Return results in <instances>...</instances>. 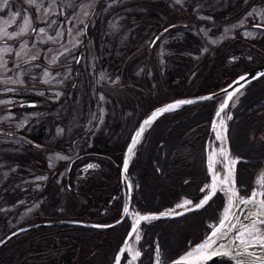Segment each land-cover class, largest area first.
<instances>
[{
  "label": "rangeland",
  "instance_id": "374dc122",
  "mask_svg": "<svg viewBox=\"0 0 264 264\" xmlns=\"http://www.w3.org/2000/svg\"><path fill=\"white\" fill-rule=\"evenodd\" d=\"M193 1L196 2L35 0L29 4L28 0H8V5L0 9V29L12 36L8 38L0 31V101H4L0 103V125H4L0 130L12 128L29 133L30 125L36 130V119L40 118L38 123H45L49 115L48 123L54 132L50 131L45 141L69 137L65 152L44 153V164L37 162L34 166L31 158L19 160L20 154L26 151L18 139L0 134V237L16 227L72 218L71 211L58 208L62 206L60 201L52 204V198L70 193L76 205L74 199L80 195L77 187L82 185L84 172L98 169L103 161L93 159L85 161L79 169L74 168L77 176L72 180L73 190L67 192L62 181L68 160L92 145H109L114 154L115 151L123 153L146 113L161 106L164 93L170 99L175 91L186 92L203 72L206 66L203 65L212 61L215 51L226 48L221 47L228 39L234 42V48L226 49L230 52L225 67H230V60H252V50L239 44L237 39L258 42L264 37V0H197L196 4ZM236 3L248 5L247 10L232 21L214 19V12ZM187 6H192L195 18L189 24ZM201 20L209 24L198 23ZM172 23L176 25L150 46L156 32ZM182 24L188 26L176 27ZM22 28L23 34L16 35ZM180 77L182 82L178 81ZM28 96L38 97L40 105L46 101L50 109L16 108ZM31 118L35 119L33 123ZM223 122V114L216 113L212 134L216 144L220 142L221 150L224 149L219 129L224 130ZM79 132L82 135L75 140L74 135ZM221 155L220 146L209 147L206 154L207 166H219L214 169L213 177L220 180L228 173L227 165L223 169ZM57 164L60 167L56 169ZM90 164L96 167L88 168ZM106 170H109L106 166L101 168L105 176ZM258 187L257 179L251 194L261 193ZM223 188L224 185L218 184L226 207L228 195ZM185 201L176 208L189 205ZM239 228H234L233 238ZM35 229L43 231L40 227ZM59 234L64 232L49 235L43 242L35 240L19 247L9 255L8 264L46 262L60 252L52 249V245L59 243ZM136 242L137 233L122 247L127 254L125 264H133L137 258L133 259Z\"/></svg>",
  "mask_w": 264,
  "mask_h": 264
},
{
  "label": "trees",
  "instance_id": "16d2710c",
  "mask_svg": "<svg viewBox=\"0 0 264 264\" xmlns=\"http://www.w3.org/2000/svg\"><path fill=\"white\" fill-rule=\"evenodd\" d=\"M196 3H198L197 0L193 1V4ZM191 8L192 6L188 8L190 12L188 11L187 15L190 19L187 21L192 20L193 22L195 20ZM247 8L248 5L245 7L239 3L228 5L217 13L214 12L213 17L218 22L232 21ZM198 23L209 24L205 20L198 21ZM237 40L239 44L252 50L251 61L234 62L230 60L229 63H232L230 67H225L226 56L234 48V42L228 39L229 42L225 45L223 43L224 46L221 47L226 48L223 51H215L212 61L203 65H206L202 69L203 72L196 76L195 82L186 92L175 91L171 95L172 98L168 99L164 93L166 89H162L165 98H162L161 106L176 99H191L194 103L183 104L174 111L160 114L145 129L138 143L133 147L126 170L130 185L129 208L133 212L147 214L177 211L175 206L183 199L190 201L189 205H193L206 192L205 186L209 181L205 166L206 145L212 139L210 121L223 96L211 99L200 98L223 88L245 70L264 62V37L258 42ZM230 43L232 44L229 45ZM226 49L230 50L226 51ZM182 78L180 77L178 81L182 82ZM155 92L159 90L155 89ZM27 100L36 103L34 109H50L49 106L46 107V101L40 105L38 102L41 100L38 97L28 96ZM50 107L54 114V108ZM223 115L228 155L236 159L234 183L238 196H248L255 186L257 177L261 179L260 190L264 193V74L239 89L229 101ZM48 116L45 117V123H38L40 118L36 119V130L34 131L31 125L29 133L15 130L27 140L11 136L18 139L22 143V149L26 151L20 154L19 160L21 157L25 160L31 158L30 163L36 166L37 162L44 164L42 159L44 153L52 150L65 152L69 137L65 139L55 137L58 139L45 141L47 134L50 131L54 132V127L49 126ZM229 116L231 119L228 118ZM34 120L31 118V123ZM47 129L49 130L46 133ZM81 135L80 132L74 135L75 140ZM72 142L70 144L73 146ZM112 152L109 145L103 144L101 147L92 145L71 157L62 181L67 192L73 190L72 180L77 176L74 174V168L79 169L85 161L93 159L103 162L99 163L98 169L92 171L88 169L84 172L81 179L82 185L77 187L80 195L74 199L77 201L76 205L72 202L70 193L61 195L64 197L60 198L53 197L52 204L60 201L62 206L58 208L62 210L66 208L65 212L71 211L70 215L74 216L70 219L76 221L106 225L118 220L125 204L126 187L125 183L121 182L119 172L123 153L115 151L116 154H114ZM104 166L109 169L105 172L108 173L107 176L101 171ZM59 167L60 164H57L56 169ZM262 198L264 200V196ZM224 207L225 197L222 192L216 191L202 208L174 217H158L141 222L138 226V240L135 244L136 250L140 253L136 264H152L155 260L159 263H166L179 257L209 233L219 221ZM17 228L19 227L4 233L0 240ZM40 228L43 231L36 232L37 229H26L5 240L0 245V264L10 263L9 255L19 247L29 245L35 240L43 242L47 236L61 231L64 235L59 234L61 236L58 239L59 243L52 245L55 252H60L53 257L48 256L47 261L44 260L41 264H112L129 230V221L125 218L115 226L102 229L77 225ZM261 228L264 229V225ZM126 259L127 255L122 253L119 264H123ZM210 264H231V262L221 260Z\"/></svg>",
  "mask_w": 264,
  "mask_h": 264
},
{
  "label": "snow or ice",
  "instance_id": "6c2138e0",
  "mask_svg": "<svg viewBox=\"0 0 264 264\" xmlns=\"http://www.w3.org/2000/svg\"><path fill=\"white\" fill-rule=\"evenodd\" d=\"M176 2L180 3L181 0H176ZM28 3L34 4L35 0H28ZM7 5H8V0H2V3H0V9H2ZM249 15H251V13H249ZM0 31H3L4 35L8 36V38H12V36L9 33H7L6 30L0 29ZM24 31L25 29L22 28L20 33H17L16 35H21L23 34ZM40 31L42 32L43 29H41ZM165 31H167V29H165ZM153 43H155V41H153ZM206 50L207 49H205V51ZM240 79H245V77H241ZM13 82L15 83L16 81ZM238 82L239 81H236L235 83ZM242 86L243 85H241V87ZM224 91L227 92V90ZM236 91L239 90L237 89ZM233 96L234 93H227V99L220 106V110L217 112V115H219L220 111H223L224 108L228 106V101L232 100ZM203 99H211V97H205ZM0 103H4V101H0ZM191 103H194V101L192 100L177 101L174 104L165 106L164 108L154 112L152 116L149 117V119L143 122V124L135 133V135L132 137V144L128 148V153L131 154L133 152V147L135 146L136 143H138L139 138L142 136L143 132L145 131V126L150 125L158 115L164 112L174 111L175 109L179 108L182 104H191ZM228 118L231 119V116H229ZM218 138L220 137L218 136ZM221 151L222 153L224 152V150ZM58 158L66 159L67 157H58ZM129 158L130 157L126 156L124 161L125 171L127 170ZM93 167H96V165H91V164L88 165V168H93ZM231 175H232V169L229 168L228 173L224 176L222 180H220L217 176H214L213 184L210 186L209 185L205 186L206 188L211 187L212 192L208 195H205L204 198L200 201V203L195 205L196 208H202L205 204L208 203V201L211 199L212 194H215L218 184L224 185V188L222 190L225 191L226 194L228 195V201L225 210L222 214V217L219 221V224L212 229L211 234L206 236L204 241H202L199 245H196L190 252L186 253V257L202 256L200 264H206L207 259H211L213 256L216 255H223L225 257H228L229 259H234V257H232L231 255V251H234L235 248H240L242 249V252L239 251L235 252V257L239 258L236 259V264H264V255H259L255 251H249L250 248L255 249L258 247L262 252H264V229L259 227V225H264V219H260V217H264V200L256 199L257 195L264 196V193H257L253 191L251 196L239 198V204H243V205L255 204L259 210L256 212H251L246 214L245 219H250V223L249 224L241 223L240 228L235 233L234 239H229L227 246L225 244L218 243V241L227 238L229 233L232 231V229L237 227L236 224L229 223L234 217V213H232L231 210L233 208V200L235 197H237V192L235 191L234 183L230 178ZM201 191H204V189H201ZM190 203H191L190 201L184 202V204H190ZM183 206L184 205H178V207H183ZM124 212L126 215L129 214V209L125 208ZM157 218L158 217L156 216L137 215L132 231L134 233L138 231L137 225L141 221H150ZM139 255L140 253L138 251L134 252L133 259H135ZM249 257L252 259H246ZM184 259L185 258H181V261H177L175 262V264H183Z\"/></svg>",
  "mask_w": 264,
  "mask_h": 264
},
{
  "label": "water",
  "instance_id": "95a60500",
  "mask_svg": "<svg viewBox=\"0 0 264 264\" xmlns=\"http://www.w3.org/2000/svg\"><path fill=\"white\" fill-rule=\"evenodd\" d=\"M158 35H160V33H158ZM262 74H264V62H262V63H260L258 65H255V66H253V67L245 70L239 76H237L235 79H233L228 85H226L225 87L219 89L218 91H215L213 93H210V94L205 95L204 97H211V98L217 97V96H222L223 95L222 101L217 105V107L215 108V110H214V112L212 114V120H213L214 116L216 115V113L220 110V106L227 99V93H236L237 92L236 91L237 89L238 90L241 89L246 83H248L249 81L255 79L256 77H258V76H260ZM241 77H245V79H240ZM236 81H239V82L238 83H235ZM241 85H243V86L241 87ZM224 90H227V92L224 91ZM175 102H177V101H172V102L166 104L165 106L174 104ZM33 106H34V103L33 102H25V103H21L20 104V107H33ZM165 106H163L162 108H164ZM211 124H212V122H211ZM148 126L149 125H146L145 128H147ZM5 133L6 134H9V135H13L14 134V135L18 136V134H15V133H10V132H5ZM132 137H131V139H130L129 142H131ZM128 147H129V145H127V147L125 148V151H124V154H123V157H122V162H121L120 168H119V172H120L121 178L123 179V181L125 183V187H126V199H125L124 209L125 208H128L129 209V204H130V185H129L127 173H126V171L124 169V161H125V156H126ZM234 188H235V186H234ZM256 199L257 200H260L259 198H256ZM124 209H123V213H122L121 217L118 220H116L115 222H113L111 224H107V225L91 224V223L80 222V221H75V220H59V221H51V222H46V223H36V224H32V225H29V226H25V227L19 228L15 232H18V231H21V230H25V229H30V228L45 227V226H54V225H78V226H84V227H94V228H97V229L109 228V227L115 226L116 224H118L119 222H121L127 216L125 214V212H124ZM191 210L192 209H187V210H184V211H181V212H178V213H174V214H170V215H165L163 217L178 216V215H181V214H183L185 212H188V211H191ZM148 215H150V216H157V217L158 216H161L160 214H148ZM142 216H144V215H142ZM233 230H234V228L229 233V236H231V237H233V235H234L233 234ZM211 231L206 236L210 235L211 234ZM131 233H132V229L130 228L129 231H128V233L126 234V236H125V238H124V240H123L120 248L127 243L128 239L131 236L130 235ZM12 234L13 233L5 236L0 241V244L3 241H5L7 238H9ZM206 236L199 243H197L196 245H199L202 241H204L205 238H206ZM196 245H194L191 249L185 251L181 256H179L178 258H176L174 260H171V261L166 262V263H152V264H175V262L181 261V258H185L183 260V264H200V261L202 259V256H200V257H196V256L195 257H186V253L190 252ZM119 251H118L117 256L115 258V262L117 261ZM221 260H232V259H229L228 257H225L223 255H216V256H213L211 259H207L206 260V264H210V263L217 262V261H221Z\"/></svg>",
  "mask_w": 264,
  "mask_h": 264
},
{
  "label": "bare ground",
  "instance_id": "6f19581e",
  "mask_svg": "<svg viewBox=\"0 0 264 264\" xmlns=\"http://www.w3.org/2000/svg\"><path fill=\"white\" fill-rule=\"evenodd\" d=\"M152 116V115H151ZM150 116V117H151ZM147 119H149V117L147 118ZM147 119H145V120H147ZM144 120V121H145ZM143 121V122H144ZM143 124V123H142ZM141 124V125H142ZM140 125V126H141ZM214 125V124H213ZM217 126V125H216ZM140 128V127H139ZM219 129V128H218ZM220 136L222 137H220L221 138V143H222V147H223V149H224V151L226 150V144H225V140H224V134H223V129L220 127ZM137 132V131H136ZM226 134V133H225ZM132 144V141H131V143H130V145ZM129 145V146H130ZM126 156H128V157H130V154L128 153V151H127V153H126ZM126 156H125V158H126ZM225 161H226V163H227V161H228V158L227 157H225ZM227 169L229 170V167L227 166ZM213 184V183H212ZM237 205H238V207H237ZM259 209H258V207L255 205V204H249V205H243V204H239V200H238V198L237 197H235L234 198V200H233V208H232V213H234V217H233V219L229 222L230 224H236V226L237 227H240V225H241V223H243V224H249L250 223V219H245V216H246V214H248V213H251V212H256V211H258ZM238 218V219H237ZM260 219H264V217H260ZM229 239H234L233 237H231V236H229L228 235V237L227 238H225L224 240H221V241H218V243H222V244H225L226 246H227V244H228V240ZM237 251H239V252H242V249H240V248H235V250L234 251H231V255H232V257H234V261H236V259H239V258H237V257H235V252H237ZM249 251H255V252H257V254H259V255H264V252H262L258 247L257 248H255V249H253V248H250L249 249ZM195 257V256H194ZM196 257H200V256H196ZM246 259H252V258H246ZM114 264H117V263H114Z\"/></svg>",
  "mask_w": 264,
  "mask_h": 264
}]
</instances>
